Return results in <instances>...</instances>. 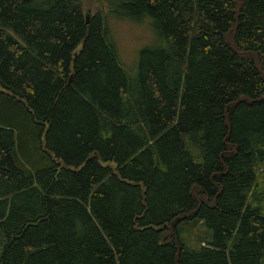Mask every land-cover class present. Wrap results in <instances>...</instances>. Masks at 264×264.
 Instances as JSON below:
<instances>
[{"label":"trees","instance_id":"16d2710c","mask_svg":"<svg viewBox=\"0 0 264 264\" xmlns=\"http://www.w3.org/2000/svg\"><path fill=\"white\" fill-rule=\"evenodd\" d=\"M85 1L0 0V264H264V0Z\"/></svg>","mask_w":264,"mask_h":264},{"label":"rangeland","instance_id":"374dc122","mask_svg":"<svg viewBox=\"0 0 264 264\" xmlns=\"http://www.w3.org/2000/svg\"><path fill=\"white\" fill-rule=\"evenodd\" d=\"M106 8L104 0H101V3L95 2L94 0L85 1V14L86 16L89 15L88 19L94 16L98 11H103V9ZM106 15L110 35L117 50L122 67L129 74V76L133 78L136 74V67L140 52L144 49H151L158 43L152 23L148 18L147 20L144 19L141 22H135L130 19L120 18L108 13ZM182 241L186 245L190 242L187 237L185 239L182 238ZM2 243L4 244V237L0 232V249H2ZM195 246L196 244H191V247Z\"/></svg>","mask_w":264,"mask_h":264},{"label":"water","instance_id":"95a60500","mask_svg":"<svg viewBox=\"0 0 264 264\" xmlns=\"http://www.w3.org/2000/svg\"><path fill=\"white\" fill-rule=\"evenodd\" d=\"M88 18H89V15L86 16V23H88V21H89Z\"/></svg>","mask_w":264,"mask_h":264}]
</instances>
